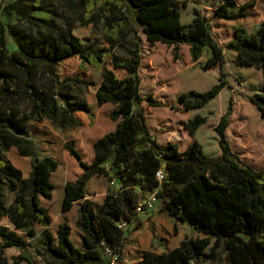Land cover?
I'll return each instance as SVG.
<instances>
[{
	"label": "trees",
	"instance_id": "16d2710c",
	"mask_svg": "<svg viewBox=\"0 0 264 264\" xmlns=\"http://www.w3.org/2000/svg\"><path fill=\"white\" fill-rule=\"evenodd\" d=\"M237 1L222 0L211 10L210 18L194 10L189 22L180 19V6H185L186 0H9L2 5L8 19H0V221L7 217L13 230L0 225V264H36L24 252V237L16 232L33 237L36 223L50 224L39 197L51 198V175L58 162L38 154L28 133L29 122L49 120L61 132L84 123L93 125L90 107L81 96L82 90L93 85L83 74L89 67L101 70L95 101L98 107L110 106L98 116L101 125L110 129L96 133L89 142L88 158L74 139L63 144L75 176L65 182L61 209L66 211L74 201L82 200L76 221L82 232V252L73 248L70 226L63 222L56 237L47 230L40 234L37 254L46 257L47 264H109L108 248L121 263L127 236L118 223L134 222L138 227L137 203L156 190L159 211L190 224L206 237L186 238L167 252L143 251L133 264H204L203 259L215 256L219 242L227 251L228 264H264V168L255 169L231 149L226 129L232 97L213 128L220 148L216 156L206 155L196 140L184 151L172 142L159 143L141 109L144 101L154 107L173 105L140 91L139 30L150 44L172 45L173 59L180 58V44L188 46L192 61L210 51L201 68L219 67L218 82L204 91L181 93L179 101L184 108H201L223 88L232 89L223 71V47L213 36L210 21L246 17L253 2L238 5ZM70 14L84 26L102 23V36L110 49L118 47L125 55L79 42L72 32ZM7 37L15 46L10 52ZM225 47L235 52L241 66L260 70L262 87L247 97L264 120V20L254 33L236 27ZM71 58L78 60L79 74H61L60 65ZM205 120V116L195 115L184 125L193 135ZM262 142H252L257 155L264 154ZM12 146L29 158L31 171L26 178L4 159ZM160 170L163 176L159 179ZM94 175L119 183L118 188H108L101 204L84 198L86 182ZM5 190L13 194L9 204ZM8 247L23 252L9 261L5 256Z\"/></svg>",
	"mask_w": 264,
	"mask_h": 264
},
{
	"label": "rangeland",
	"instance_id": "374dc122",
	"mask_svg": "<svg viewBox=\"0 0 264 264\" xmlns=\"http://www.w3.org/2000/svg\"><path fill=\"white\" fill-rule=\"evenodd\" d=\"M9 0H0V19L6 22L8 17L2 12V5ZM222 0H186L185 6H180V18L182 22H189L193 18L194 10H199L203 15L210 18L211 10L218 5ZM58 2V0H56ZM245 2H253V5L248 8L246 17L236 20L212 19V34L218 43L223 47V56L225 63L223 71L226 74V80L232 89L223 88L218 95L201 108L186 109L179 101V95L189 90L201 91L200 89L208 88L218 82L220 75L219 67L213 69H202L201 66L210 56V51L207 50L202 54L199 61L193 62L185 55V47H179V59H173L168 56L171 47L161 45L160 43L150 44L141 30L138 31L139 44L141 47V65L139 68L140 91L142 94L151 93L153 98L163 102L172 103L173 108L169 107H154L148 105L147 102L141 103L142 112L146 118V123L152 135L158 142L165 143L173 139H180L184 142H193L196 140L200 145H205L210 149L211 145L218 146V154L220 148L216 139L217 135L213 128L217 125L220 116H222L227 108L228 99H233V109L228 116L229 125L226 129V137L229 140L231 149L237 153L240 158L255 169L264 168V154L257 155L252 148V142L261 140L264 142V120L260 117L255 105H253L248 95L257 92L262 87V75L257 67H245L238 64L235 60V52L228 50L225 46L234 36L236 27L240 26L247 30L248 33H254L259 24L264 20V1L263 0H238L237 4L241 5ZM237 8L233 9L235 12ZM107 12V9L106 11ZM73 23V34L79 42L83 44H94L97 48H104L111 53L124 56V52L118 47L110 49L102 36V23L97 26L81 25L74 15H69ZM61 24L64 20L60 19ZM128 43H130L128 39ZM8 52L15 49L11 39L7 37ZM163 48H167L164 49ZM78 60L71 58L60 65L59 72L64 75H78L77 67ZM84 76L88 77L93 85L82 90L81 96L91 104L95 123L91 126L87 125L74 129L75 141L81 146V150L86 158H88V140L90 141L93 135L98 130L99 114L103 113L109 105L98 107L95 101V88L98 81L101 79V70L89 67L85 71ZM121 75V72H118ZM195 115L205 116L206 120L201 124L197 134L190 135L185 128V122ZM51 125V124H50ZM50 125H43L41 128L36 123L32 126V130L50 128ZM52 127V125H51ZM53 130L63 133L64 137H69L70 132H61L52 127ZM102 131V132H101ZM45 139L49 137L43 134ZM214 137L213 140L211 137ZM199 139V140H198ZM211 140V141H210ZM44 140H40L38 145L44 146ZM262 142V143H263ZM53 145L49 149L56 155L58 163H62V159L58 157L59 150L55 149L53 142L48 145ZM201 145V146H202ZM41 150V148H40ZM215 153V152H214ZM7 157H11V153H6ZM60 169V168H59ZM59 171V170H58ZM57 171V173H58ZM56 176V175H55ZM57 186V184H55ZM54 202V199L53 201ZM54 205V203L52 204ZM155 209H158L157 204ZM54 210V206L50 208ZM36 232L40 231V226L36 225ZM214 239L211 241L213 242ZM30 252L36 254L35 250H39L38 237L31 240L29 245ZM20 250L16 247L6 248L5 256L9 261L11 257L16 255ZM21 252V251H20ZM204 264H228L227 251L223 243L219 242L218 249L213 258L202 260ZM19 264H23L20 262ZM120 264V263H119Z\"/></svg>",
	"mask_w": 264,
	"mask_h": 264
},
{
	"label": "crops",
	"instance_id": "0c3cea01",
	"mask_svg": "<svg viewBox=\"0 0 264 264\" xmlns=\"http://www.w3.org/2000/svg\"><path fill=\"white\" fill-rule=\"evenodd\" d=\"M155 43H160V42H155ZM160 44L168 46V47L170 46L171 49L169 50L168 56H170V54L172 56L173 46L166 45L163 43H160ZM182 45L185 47L186 57L190 58L188 46L185 44H180L179 47ZM164 49H167V48H163V50ZM193 62H196V61H193ZM101 79H102V76H101ZM101 79L98 81L96 88L99 85ZM208 88H204L200 90L204 91V90H207ZM88 105L90 107L91 115L95 123V117L93 116L91 104L88 103ZM34 123H36L38 127L41 128L45 124L49 126L51 122L49 120H43L41 122L30 121L29 127H28V133H29L30 138L34 142L37 152L40 156H50L57 160L56 155L49 149V147L53 145L51 144L48 145L49 142H53L55 146L54 148L55 149L58 148L59 150L58 157L60 158V160L62 159L63 165H61V163H58L56 171L53 172L51 175V181L54 185L51 198L45 199L43 197H39L40 205L47 210L51 218L50 224L48 226H42L36 223L34 225V229L36 225H39L40 231L37 233L35 230V235L33 237L26 236L23 232H20V231H17L16 233L23 236L27 243V247L24 252L28 254L35 261L36 264H47L46 257H42L38 255L36 250H35L36 254L35 255L32 254L29 250L30 248L29 245L31 244V240H33L35 237H38V240H39L40 234L45 230L49 231L54 237H56V230L60 223L65 222L70 226V234H69L70 242L76 252H82V246H81L82 232L76 226L78 209L81 205L82 200L74 201L71 207L66 211H63L61 209L62 200L64 196L65 182L67 180L73 179L75 176L74 169L67 162V158L63 150V144L66 140H69V139L75 140L76 134H75L74 129L87 126L88 124L84 123L83 125L79 127H75L69 130L68 133L70 132L69 134L70 136L64 137L63 133H59L53 130L51 125H50V128L46 129L47 132H45V130H42V129L32 130V127H33L32 125ZM97 129L102 130L103 132L102 131L101 132L104 133L108 131L110 128L103 127L101 123L99 122ZM197 130L199 131V129ZM197 130L195 131L196 132L195 134H197L198 132ZM43 134H46V136H48L49 138L45 139ZM95 135L96 133L93 135L91 140H93ZM210 137L213 140L214 137L212 136ZM40 140L45 141L44 142L45 147H42L40 143L38 145V142ZM216 140L218 141V139ZM90 141L88 140L87 144H89ZM168 142L177 144L178 149L180 151H184L185 148L191 143L190 141L184 142L183 140H180L179 138L170 140ZM79 147L81 149V146ZM210 147H211L210 149L209 148L207 149L205 145H202L203 152L208 156L218 155V146L217 145L215 146L214 144H212ZM7 152L11 153V157L6 156ZM7 152L4 153V159L10 161L15 167L19 168L22 172V177L24 178L28 177L31 171L29 158L25 156H21L17 148L14 146H12ZM89 155H90V151L88 149V157ZM55 184H57V186H55ZM110 187L118 188L119 187L118 181H109L108 178H106L103 175H94L86 182V185L84 187V194H85L84 198L91 200L94 204H101L103 202V199L105 197V194L108 188ZM4 195L6 198V203L7 204L11 203L13 199V194L5 190ZM53 199H54V202H52ZM53 203L54 205H52ZM53 206H54V210L51 211L50 208ZM138 217L140 221V225L138 227H135L134 222H132L128 224L127 228L124 230V234L127 236V241L122 248V258H121L120 264H133L139 261L142 257L143 251H150L154 253L167 252L177 247L180 244V242L186 238L206 237L204 233L197 231L190 224L186 222L181 223L177 221L174 217H171L168 214L159 211L158 209L146 211L142 214H139ZM0 225L7 226L10 230H13V227L9 223L7 217H4L1 219ZM8 248H12V247H8ZM17 249H19L21 252L20 251L17 252L16 255L23 252L22 249L20 248H17ZM21 262L23 264H28L26 261H21ZM83 264H87V263H83Z\"/></svg>",
	"mask_w": 264,
	"mask_h": 264
},
{
	"label": "built area",
	"instance_id": "2783aa9c",
	"mask_svg": "<svg viewBox=\"0 0 264 264\" xmlns=\"http://www.w3.org/2000/svg\"><path fill=\"white\" fill-rule=\"evenodd\" d=\"M158 178H162V171L160 170L157 173ZM156 204V190L146 193L142 196L141 200L137 203V206L135 208V211L138 214H142L146 211L153 210L155 208ZM128 224L126 222H120L118 223V227L125 230L127 228ZM106 252L108 254L109 264H119V256L115 253H113L110 249H106Z\"/></svg>",
	"mask_w": 264,
	"mask_h": 264
}]
</instances>
